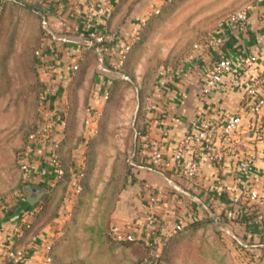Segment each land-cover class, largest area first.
<instances>
[{
	"label": "rangeland",
	"instance_id": "1",
	"mask_svg": "<svg viewBox=\"0 0 264 264\" xmlns=\"http://www.w3.org/2000/svg\"><path fill=\"white\" fill-rule=\"evenodd\" d=\"M18 1L23 4L0 0V196L7 198L6 213L18 212L25 198L18 152L29 130L45 117L42 100L47 106L50 98L60 113L66 112L64 176L53 188L39 229L55 224L57 262L149 264L153 254L165 248L162 264H261L245 245L230 239L227 219L218 223L213 212L202 223L167 228L159 239L125 236L136 218L133 214L147 200L132 189V152L160 66L182 65L195 53L203 34L216 31L235 10L257 0H121L122 4L118 0L115 8L122 12L112 26L115 34L126 33L122 39L131 44L134 24L131 34L129 21L138 23L141 34L122 70L110 74L117 81L107 94L102 90L97 95L99 101L93 100L94 78L104 74L100 62L106 56L100 58L93 46L82 42L74 54L77 68L66 77L46 73L35 50L48 43L42 26L48 0ZM81 38L87 40L86 35ZM80 168L85 173L83 187L75 193L68 174ZM20 190L22 198L16 195ZM115 225L121 238L112 235Z\"/></svg>",
	"mask_w": 264,
	"mask_h": 264
},
{
	"label": "crops",
	"instance_id": "2",
	"mask_svg": "<svg viewBox=\"0 0 264 264\" xmlns=\"http://www.w3.org/2000/svg\"><path fill=\"white\" fill-rule=\"evenodd\" d=\"M89 1L91 0H48L46 3L49 25L46 39L47 45L54 50L53 60L57 71L53 74L56 77H66L71 63L75 61L74 54L82 48L81 37L92 22L86 8ZM121 12L119 8L111 18L96 25L98 29L106 31L103 45L107 61L100 62L104 70L101 76H104L105 81L101 90L105 89L107 78L112 77L110 74L114 70L107 65L116 62L117 53L125 42L122 37L125 39L126 33L123 32L120 36L112 28ZM128 25V31L131 32V26L135 31L138 23L129 21ZM214 35V45L201 42L190 59L174 68L171 73L158 75L153 92L147 98V109L141 116L142 128L137 131L132 152V189L147 200L145 205L139 204L137 212L133 214L136 218L129 224L126 230L128 234L125 236L145 240L148 236H157L159 239V233L168 231L167 228L178 225L184 228L193 220L205 221L212 212H225L232 208L237 214L234 218H238L227 220L230 239L245 245L254 261L264 264V107L259 113L251 111L253 100L264 95V84L255 94L247 96L242 84H226L229 76L225 74L208 89L204 83L215 60L222 55L237 60L244 54L256 53L258 60L255 72H261L264 68V1L251 5L243 25L232 26L230 22V29H218ZM52 41L55 47L50 43ZM66 56L71 58L66 60ZM240 75L242 80L249 77L244 70L240 71ZM49 99L48 109H55L60 113V108L54 105L55 99ZM93 100L99 101L97 95H94ZM228 111L237 112L242 118L231 133L230 143H234L235 153L226 155L224 162L218 167L209 160L208 153L215 148L224 149L227 143L223 139L194 145L190 152L200 164V171L196 178H186L175 169L173 148L177 139L185 132L196 131L204 120L223 121ZM54 127L58 138L61 124L56 122ZM153 148H159L170 159V168L161 171L150 164L149 153ZM246 153L254 155L253 172L243 175L239 186L245 185L257 174L260 195L257 201L239 197L237 202H233V195L226 193L223 185L231 183L241 173L237 166V156ZM46 154L44 146L36 149L37 168L31 175L32 185L44 188L45 192L46 188L40 182L53 183L52 174L43 161ZM234 193L240 195L238 189ZM23 202L24 200L20 207L24 206ZM6 211L7 207H4L0 212V264H42L43 247L55 235V224L49 222L39 229L38 220L32 230L18 237L22 231H18L20 218L8 215ZM124 233L123 230V235ZM10 239L15 241V248H24V254L18 262L12 261L4 253Z\"/></svg>",
	"mask_w": 264,
	"mask_h": 264
},
{
	"label": "built area",
	"instance_id": "3",
	"mask_svg": "<svg viewBox=\"0 0 264 264\" xmlns=\"http://www.w3.org/2000/svg\"><path fill=\"white\" fill-rule=\"evenodd\" d=\"M264 0H257V3H260ZM117 0H91L86 4V8L91 15V24L86 28L85 35L87 36L86 41H82L87 45H94L99 43L100 46L96 45L95 50L100 56L103 55L102 48H104V42L106 40V31L98 29L96 27L101 21L105 22L113 8L115 7ZM255 2V3H256ZM252 4H245L244 6L238 8L234 11L233 14L229 17L230 19H236L239 21H245L247 19L248 9ZM42 26L45 30V33L49 30L48 21L46 15L42 20ZM214 32L207 31L201 37L200 43H206L208 45H214L216 42V37ZM137 36V30L134 31L133 39ZM130 41H125L124 44L119 49V52L116 56V61L123 57V54L129 48ZM105 49V48H104ZM38 64L42 66V69L46 73H56V63L51 61L53 59V49L49 45L44 44V46L35 50ZM258 60V55L256 53H247L242 55L239 59L233 60L227 55L219 56L212 68L208 71L205 76V87L208 89L212 86L220 76L228 75L229 78L225 82L226 84L237 85L238 83L242 84L244 93L247 96L253 95L259 89V87L264 84V68L261 72H255V64ZM77 68V62L73 61L70 65V69ZM173 67L170 65L160 66L159 75H166L173 71ZM244 70L248 73L249 77L245 80H242L240 71ZM45 99L42 100L41 109L45 111V117L42 121L33 126L28 134L25 143L21 146L18 152V164L20 168L22 188L27 190L29 186L32 185L31 175L36 171L37 164L35 161V151L38 147L44 146L47 154L43 157V161L46 163L48 170L52 174L53 182L60 179L64 173V167L60 162V159L56 152L57 141L58 139L55 136L56 128L54 124L60 123V114L55 109H48L46 104L43 105ZM264 107V95L253 100L251 111L253 113H259ZM48 109V110H47ZM241 115L237 112L228 111L225 114L223 121H208L204 120L201 122L199 128L196 131L185 132L181 137H179L173 148V159L175 162V169L178 170L183 176L189 179H194L197 177L200 171V164L194 157V154L190 152V148L194 145L207 144L210 141L216 139H223L227 145L224 149L215 148L208 153V158L220 166L225 159L226 155L235 153L234 143L231 141V133L237 128L241 122ZM257 130L256 128H254ZM264 140V133L262 135ZM149 162L150 164L161 171L166 170L171 167V161L169 158H166L162 151L159 148L151 149L149 153ZM237 166L240 170L238 177L231 183L223 185V189L226 193L233 195V202H237L239 197L246 199H254L255 201L259 198V189L258 181L259 176L254 174L248 183L243 186H239V182L243 175L249 172H253L254 167V155L252 153H246L242 156H237ZM80 176L79 171H74L71 177V186L72 190L77 193L80 190ZM238 189L240 195H236L234 191ZM18 197L22 196V190L18 191L16 194ZM151 199H154L151 197ZM7 198L0 196V212L6 207ZM41 200V199H40ZM40 200L37 201L34 205L28 206L19 216V228L18 231H21L24 227L29 226L31 219L34 217L36 212L40 208ZM254 201V202H255ZM225 215L220 214V212H213L212 217L214 220L219 221L222 218L227 220L235 217V210L232 208L226 209L224 212ZM224 218V219H225ZM113 237L121 238V232L119 227L115 225L112 228ZM1 232V224H0ZM12 239L9 240L8 245L5 247L4 253L12 259L14 262H18L22 255L24 254V248L14 247ZM51 242L52 240L47 241L43 247V258L42 264H61L54 263L51 255Z\"/></svg>",
	"mask_w": 264,
	"mask_h": 264
},
{
	"label": "trees",
	"instance_id": "4",
	"mask_svg": "<svg viewBox=\"0 0 264 264\" xmlns=\"http://www.w3.org/2000/svg\"><path fill=\"white\" fill-rule=\"evenodd\" d=\"M13 1H15V2H19V3H21V4H23L22 2H20V1H18V0H13ZM24 6H26L27 8L28 7H30L28 4H25L24 3ZM116 7V6H115ZM113 8V10L111 11V13H110V16H109V18H111L115 13H116V11L118 10L117 8ZM32 9V8H31ZM247 20V19H246ZM245 20V21H246ZM245 21H239V20H236V19H230V18H225V20L223 21V22H221V24L219 25V28L218 29H226V28H228V29H230V22L232 23V26H234V24L236 25V24H238V25H243V23L245 22ZM141 27L138 25L137 27H136V30H137V36L133 39V41L131 42V44H129V48L127 49V51L123 54V57L121 58V59H119L118 61H116V62H114L113 64H108L107 66H111L112 68H114V69H118V70H122V65H123V63H124V61H125V58L127 57V54H128V52L130 51V49H131V47H132V45L135 43V42H137L138 41V39L140 38V34H141ZM218 29H216V31L218 30ZM96 45H98V46H100V44L99 43H95L94 45H91V46H93V48L95 49V46ZM102 51H103V53L105 52V49L104 48H102ZM104 63H106V60L104 59ZM77 66H78V64H77ZM72 71H73V69H72ZM95 87H96V90H95V95H98V94H100V91H102L101 90V88H102V86L105 84V81H104V76H101V74H96V76H95ZM115 80L116 79H113V78H107V83H108V86H105V92H106V94L108 93V87L113 83V82H115ZM117 81V80H116ZM118 83V82H117ZM60 122H61V134H62V136L60 137V138H57L58 139V141H57V147H56V152H57V155H58V157H59V159H60V162L62 163V160H61V157H62V146H63V144H62V142H63V138H64V135H65V127H66V112H61V114H60ZM28 134V133H27ZM63 165V164H62ZM74 171H76V170H74V169H70L69 170V178L71 179V177H72V174H73V172ZM77 171H79L80 173H81V176H80V184H81V187H80V190L78 191V192H80L81 191V189H82V187H83V181H84V169L83 168H80V170H77ZM66 172H67V170H66ZM63 176H64V174H63ZM62 176V177H63ZM61 177V178H62ZM60 178V179H61ZM60 179H58V180H56V181H54L53 183H45V182H40L41 183V185H43L45 188H46V192H45V194L43 195V197L41 198V200H40V208H39V210L36 212V214L34 215V217L31 219V221H30V224H29V226H27V227H24L23 229H22V231L21 232H19V235H18V237H21V236H23V235H25L27 232H29L30 230H32V228H33V226H34V224H35V222H37L39 219H40V217L42 216V213L44 212V210H46L47 208H48V206L51 204V202H52V199H51V193L53 192V188H54V186H56V183H57V181H59ZM133 180H134V176H133ZM77 192V193H78ZM220 214H222V215H225L224 214V212H220ZM241 217H243V216H241ZM225 218V217H224ZM238 218V217H237ZM237 218H231V220H235V219H237ZM226 219V218H225ZM230 220V219H229ZM199 223H202L201 221H199V220H193L189 225H196V224H199ZM15 242V241H14ZM165 247V246H164ZM164 250H165V248H162L159 252H155L154 254H153V256H152V258H150L149 259V262L151 263V264H162L161 262H162V260H163V253H164ZM51 255H52V259H53V262L54 263H59V262H57V260H56V257H55V255H54V240H52V242H51Z\"/></svg>",
	"mask_w": 264,
	"mask_h": 264
},
{
	"label": "water",
	"instance_id": "5",
	"mask_svg": "<svg viewBox=\"0 0 264 264\" xmlns=\"http://www.w3.org/2000/svg\"><path fill=\"white\" fill-rule=\"evenodd\" d=\"M45 194V189L38 186H29L26 190L24 198V206L19 208L18 212H14L13 216L18 217L28 206L34 205L39 201L42 196Z\"/></svg>",
	"mask_w": 264,
	"mask_h": 264
}]
</instances>
